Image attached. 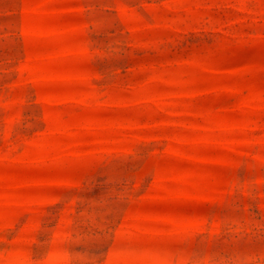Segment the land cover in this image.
Returning a JSON list of instances; mask_svg holds the SVG:
<instances>
[{
  "label": "rangeland",
  "instance_id": "374dc122",
  "mask_svg": "<svg viewBox=\"0 0 264 264\" xmlns=\"http://www.w3.org/2000/svg\"><path fill=\"white\" fill-rule=\"evenodd\" d=\"M0 264H264V0H0Z\"/></svg>",
  "mask_w": 264,
  "mask_h": 264
}]
</instances>
